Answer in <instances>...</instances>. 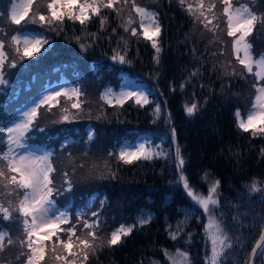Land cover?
Segmentation results:
<instances>
[{"label":"trees","instance_id":"obj_1","mask_svg":"<svg viewBox=\"0 0 264 264\" xmlns=\"http://www.w3.org/2000/svg\"><path fill=\"white\" fill-rule=\"evenodd\" d=\"M41 1L47 11L38 9L37 0L33 1L24 20L26 23L30 16L36 17L38 13L43 14L46 21L51 20L46 6L50 0ZM97 1L88 0L98 6ZM112 1L116 3L114 9H100L98 15L87 9L83 24L64 17L62 22L28 23L29 26L22 29V32L34 29L47 43L35 56L25 57V60L19 58L16 68L9 67L11 62L5 64V78L9 83L0 85L4 89L0 92V154L5 152L6 127L17 119L21 106L28 104L56 79L69 77L75 83L74 89L80 93L78 98L72 96V100H80L75 103L78 108L88 93H96L102 104L100 114L85 121L54 120L51 124L48 119L40 118L45 109L41 106L32 130L27 133L30 143L53 149L55 171L57 166L67 163V176L64 174L66 179L62 180L65 185L56 184L53 175L51 177L54 201L68 207L70 213V222L61 224L59 229L75 226L72 248L63 249L60 255L67 260L59 261L62 264H72L73 261L75 264H149L147 261L151 259H163L166 250H193L194 245L198 246L199 234L207 217L186 194L182 184L177 183L176 150L179 147L184 160L183 173L190 186L204 190L202 179L206 173L219 180L221 197L217 214L232 245L226 250L223 264H249L254 245L264 229V195L249 192L246 183L264 177V133L257 131L264 127V123L258 122L249 131H243L237 126L235 112L239 109L243 117L251 108L257 93L254 87L257 77L248 73L237 60L232 46L234 38L227 35L225 20L221 33L227 45L226 55L222 53L220 43L207 35L208 26L198 21L187 5H181L179 0H145V4L156 13L155 20L160 27V33L153 36L161 49L157 63L151 41L135 39L129 31L131 28L125 27L130 16L126 15L122 24L121 16L115 11L122 1L134 19L139 17L135 6L130 0ZM230 1L238 6L246 5L257 16L246 40L252 45L254 58L264 56V23L260 22L264 18V0H253L254 3ZM13 2L2 0L0 4L5 21H10L9 8ZM79 2L84 3V0ZM78 9L79 5H76L73 11L78 14ZM58 11L63 13L65 9ZM5 34L0 30V41ZM6 35L3 39L7 45L10 48V45L17 46L11 43L15 32ZM81 45H84L83 49ZM17 47L22 54L23 45ZM13 54L17 55L14 51ZM117 54L130 63L112 59ZM240 58H243L242 52ZM254 67L253 72L256 71ZM85 77L93 80L88 83L92 89L83 82ZM249 83L252 85L248 88L245 104L243 96ZM125 85L127 87H122ZM140 88L150 93V103L141 106L135 98L118 102L122 90ZM109 89L111 92L105 99L104 94ZM64 97L48 106L58 108L67 103ZM193 103L197 105V111L189 116L185 106ZM157 105L159 112L155 111ZM78 108L73 107L71 111ZM253 131L256 135L252 134ZM146 137L150 138L146 147L162 152L161 155H154L150 160L133 159L131 163L119 158L123 145L129 142L139 144ZM78 139L86 141L87 149L80 155L75 151L73 157L64 155ZM96 160L106 161L104 169L94 174L92 181L76 182L74 176L77 172L87 173L99 168ZM6 165L7 161L0 160V168L5 172V176L0 177V188H7L9 192L11 189L10 194H15L16 209L14 218L11 213V219H4L0 212V232L7 234V228L12 226L10 237H18L11 243L8 236L2 241L0 261L7 250L14 258L13 264H19L22 263L19 255L27 253L26 243H21L27 237L24 240L19 236L22 230L19 220L22 223L23 218L17 211V201L23 191L10 183V177L18 174L9 171ZM69 183L70 191L66 190ZM64 193H72V197L66 201ZM93 212L97 215L93 216ZM147 214L151 215L149 223L139 224L138 218H146ZM97 220L100 222L98 228L85 227V223L93 224ZM120 225L136 227L130 235L121 236L120 243L109 246L107 242L111 233ZM177 225H180L179 231ZM90 232L95 233V241L87 236ZM173 232L176 233L175 240L170 235ZM57 237L67 241V232L57 230L48 241L58 246ZM79 240H88L91 247L84 249ZM69 252L77 255H69ZM84 252L88 254L86 261ZM48 259L45 257L40 264ZM261 259L260 256L258 262Z\"/></svg>","mask_w":264,"mask_h":264},{"label":"snow or ice","instance_id":"obj_2","mask_svg":"<svg viewBox=\"0 0 264 264\" xmlns=\"http://www.w3.org/2000/svg\"><path fill=\"white\" fill-rule=\"evenodd\" d=\"M127 2V0H125ZM33 0H14L10 9L9 17L10 22L14 24H21V21L28 15V10L30 9ZM181 5L184 4V0H180ZM225 5L223 9L224 15L227 17V35L233 37L232 46L236 54V58L241 65L245 67L248 73H252L257 77L258 81H264V56L254 58L252 54V45L247 42L246 37L252 32L255 22L257 21V16L248 8L246 5H240L239 7L233 8L231 6L230 0H223ZM79 5L78 14L73 11L74 6ZM100 5L103 7L111 8L112 0H100ZM47 9L51 20L46 21L43 14H37L36 18L32 21L35 23L36 19L41 23L51 24L53 21L62 22L63 18L67 16L69 19L79 20L80 23H84L87 18V9H91L93 13L99 14L100 7L96 6L94 3H89L88 0H84V3H80L79 0H50L47 3ZM58 9H66L63 13L58 11ZM188 10L191 11V5L188 6ZM135 11L140 17V27L143 29V37L146 40L151 41L152 47L156 50V60L159 63V53L161 49L157 46V40L153 38L154 35L160 33L159 24L156 23L155 17L156 13L149 12L148 10L135 7ZM203 15V13H200ZM199 18V17H197ZM261 23H264V18L261 19ZM103 23V21H101ZM129 23H132L129 20ZM207 26V25H206ZM151 29V33H150ZM127 30V29H125ZM237 33L239 35L237 36ZM133 36L137 35L136 29H132ZM79 39V38H77ZM11 43L13 45H23V52L20 55V59L23 60L25 57H33L40 52L43 44L47 43V40L42 36L41 33L35 31H24L17 32V34L11 37ZM4 42L0 41V85L7 86L9 81L5 78V53L3 52ZM84 48V45H81ZM17 53H20L19 47L16 48ZM47 51V49H45ZM241 52L243 53V58H240ZM114 60H118L120 63H130L126 61L125 57L117 54L112 57ZM16 62L10 63V68H16ZM256 67V71L253 72V67ZM234 74V73H233ZM127 87V85L122 86ZM257 95L254 98L252 107L248 110L246 118L241 116L239 109L235 112L237 126L243 131H249L253 128L257 121L264 123V86H256ZM4 89L0 87V92ZM111 90H106L104 98L107 99L108 94ZM61 95L71 99L72 96L79 97L80 93L77 89L69 90L67 87H61L60 89H51L46 91L42 96L32 101L31 104L26 105L25 108L18 112L17 120L10 126L6 127V132L8 134L6 143L8 145H16L18 148H29L30 146L26 143H22V140L28 139L27 133L32 130L34 124V118L38 115V109L42 105H51L53 102H58L57 98ZM150 93L143 88L132 89L128 91H121L118 102L123 101V99L135 98V102L141 106L150 103L148 97ZM111 103V100L108 101ZM73 107H78L77 104H73ZM50 110V109H49ZM186 113L192 116L197 111V105L193 103L191 106H185ZM67 111L66 109L64 110ZM156 112L160 111L159 105H157ZM67 115L63 119L67 120ZM43 131V129H39ZM257 131L264 133V127L259 128ZM174 133V129H173ZM253 135H256V131H253ZM150 143V138H145L139 144H125L120 148L119 158L125 163H131L133 159H145L150 160L154 155L159 156L162 152H157L154 148L149 149L146 144ZM13 149L9 146L8 150L0 154V160L7 161L6 167L9 171L18 174L12 175L10 177V183L17 186L18 189L23 190V198L19 202L17 211L20 213L22 219V224L26 229V241H21L22 244L26 243L29 252L26 254V264H40L44 259V244L42 241H34L32 237L37 235L41 229H48L45 233L47 238H51L56 235L57 230L67 232V241L60 240L57 237V242L63 246L64 249H71L73 246L72 236L75 235V226L72 228L63 230L59 229V224L69 223V217L67 211H61L56 205V202L51 199L52 197V184L53 181L50 178V173L54 172L55 169L52 167L49 156L50 153H44L43 155H38L33 151L17 153L15 156L12 155ZM177 159V169L179 170V176L177 183L183 185L186 194L191 198V200L199 205L205 213H208V224L206 226V234L209 235L211 241L210 255L205 257L206 264H223V257L226 255V250L232 247L229 242L230 238L225 233L221 222L218 221L212 213L215 211V206L218 205L219 201L215 197L217 194V188L219 187V181H215L208 188V195L205 196L198 193L192 189L189 185L188 178L183 174L184 160L180 155L179 147L176 150ZM66 175V174H65ZM5 172L0 168V177H4ZM257 181H253L249 186V191L252 193L260 192L262 189L258 187ZM66 190H71V185L69 183V188ZM103 201H101V205ZM211 206V207H210ZM0 212L4 214V219H11V213L7 208L0 205ZM97 213L93 212V216ZM30 218V220H29ZM151 215L147 214L138 218V222L141 225L149 223ZM100 222L94 221L93 224L85 223L86 228H98ZM135 225H120L118 229L113 231L108 240V245H116L121 242V236H128L132 233ZM177 230H180V225H177ZM89 235L93 238V241L97 239L94 232H90ZM173 240L176 239V233H170ZM7 234L0 232V250L3 249L2 241L6 238ZM79 239V238H77ZM261 240H264V236H261ZM8 242L11 243V239L8 238ZM80 245L84 249L91 247L88 240H79ZM259 249L257 253L256 249ZM54 250V249H53ZM179 251V250H178ZM94 254V253H93ZM259 255L264 257V245L257 243L256 247L252 250V255ZM69 255L75 256L77 253L69 252ZM165 255L169 256L173 264H177L176 260L170 256L167 251ZM182 258L180 264H189V258L187 253H180ZM57 259L67 260L66 257L57 256ZM83 259L86 261L88 259L87 252L83 253ZM72 264H75L73 261Z\"/></svg>","mask_w":264,"mask_h":264},{"label":"rangeland","instance_id":"obj_3","mask_svg":"<svg viewBox=\"0 0 264 264\" xmlns=\"http://www.w3.org/2000/svg\"><path fill=\"white\" fill-rule=\"evenodd\" d=\"M33 1H35V0H33ZM234 1H236V0H234ZM238 1H239V3L242 2L241 0H238ZM249 1L253 2V0H249ZM1 2H2V0H0V4H1ZM37 2H38L37 3L38 9H40L41 11H47L44 8V2H42L41 0H37ZM40 2H42V3H40ZM97 2H98V6L100 7V9L107 8V7H103V6L100 5V0H98ZM104 2L107 3V0H104ZM121 2L122 1H120V3H118L119 5L117 6V10H115V11L118 12L119 16H121L122 24H124L126 19H127L126 15H129L130 16V20L132 21V23H130V24H129V22L125 23V27H127V28L130 27L131 29H129V31L131 33H132V29H136L137 35H135V36L132 35V36L136 37L135 39H137V40H142L144 37H143V29L140 27V17L133 19L130 10L129 11L125 10V7H124L123 3H121ZM145 2H146L145 0H130V4L133 5V7L134 6L135 7H141V8H144V9L148 10L149 12H153L151 7H149L147 4H145ZM246 2H248V1H246ZM256 3L260 5V2L256 1ZM115 4H116L115 1H112V7H114ZM184 4L187 5V6L191 5L190 13L194 14L196 18L199 17V18H197V20L198 21H200V20L203 21L208 26L209 30H208L207 35L211 36V39H213L215 41H218L220 43V44L219 43L218 44L221 45L222 53L224 55H226L227 54V50H226L227 48H225V46H227V45L225 44V41L223 40V36H222V33H221L222 30H223L222 25L224 23V20H225V22H227V18L224 17V13H223V9L225 7V5L223 4V1H221V0L220 1L219 0H217V1L216 0H184ZM231 6L233 8H236V7H239L240 5L238 6L237 3L231 2ZM2 8L3 7L1 6L0 7V30L6 32V34H8L10 31L15 32V34H17L16 31L22 33V29L23 28H27L29 26L28 23L29 24H34L32 21L36 18L35 16H30L28 18V20H27L28 21L27 23L24 21L25 18H26L25 17L24 20L21 21V24H19V25L11 23L10 21H5L3 19V11H1ZM112 9H114V8H112ZM65 11H66V9H65ZM201 12L203 13V15L200 14ZM65 17H67V16H65ZM35 23H39V20L36 19ZM16 28H18V29H16ZM30 30L34 31V29H32V28H30ZM6 34H5V36L1 37V41L4 42V46L7 45V43L3 39L4 37L7 36ZM10 46L12 48H10L9 46L6 47V48L5 47L3 48V52L5 53V64L7 62H13V61L16 62V61H18V59L20 58V55H21V53H17V51H16V47L18 45L17 46L10 45ZM13 51L16 52L17 55L13 54ZM25 59L26 58H24V60ZM254 70H257L256 67H254ZM81 78L83 79L82 76H81ZM89 81L93 82V80L88 79V77H85V79L83 81L84 83H86L88 89L91 88L89 86V84H88ZM251 85H250V83L246 84V86H247L246 88L247 89H246V92H245V94L243 96L245 104H246V100H247L246 96L249 93L248 88L251 87ZM255 85L256 86H264V81H256ZM62 86L63 87H67L69 90H72L75 87V83H74L73 79L71 80L69 77H66V78L62 77L61 80H57L56 79V81L51 83V86H49L45 90H42L41 93L37 97L33 98L28 104L22 105L21 109L19 111L23 110L26 105L31 104L33 100H35V99L39 98L40 96H42L46 91L51 90V89H57L58 90ZM256 95H257V93H256ZM62 96H64V95L59 96L57 99H60V97H62ZM64 101H66L67 103H63L58 108H53V107L51 108L48 105H42V106L45 107V109L42 111V114H40V118H43L44 120L48 119L47 121H49L51 124H53L54 120L58 121V122L66 121V122H72L73 123L74 121H85V119H87V118H92L93 116L95 117L96 115L100 114V112L102 111L101 110L102 104L99 103L96 93H91V94L88 93V96L85 98L84 102L81 103L82 106L79 107V108L76 107L78 109H76L74 111H71V109L73 108V106H72L73 103L75 104V103H77V101L80 102V100L79 99L75 100L76 101L75 102L74 99L72 100V97H71V99L64 97ZM54 103H56V102H53L52 104H54ZM252 105L250 107H252ZM40 108L38 109V115L40 113ZM65 109L67 110L66 112L64 111ZM246 114L243 115L244 118H246ZM38 115L36 117H38ZM65 115H67V117H68L67 120L63 119V117ZM36 117L34 118V121H35ZM16 120L17 119H15L12 123H10V125H12ZM258 122L259 121H257L256 124ZM68 127H70V126H68ZM72 128H74V127H72ZM79 128L81 129L80 126H78V129ZM7 136H8V134L6 132V136H5V140L6 141H7ZM21 142L22 143H26L30 147L29 148H18L14 144L13 145H8L6 143L5 152L8 150V147L10 146L13 149V152H12L13 156H15L17 153H23V152H28V151H33V152H35L38 155H43L44 153H50L49 160H50V163H51L52 167H54L53 166L54 162L52 160V155H51V153L53 152L52 148L46 147L45 145H38V144L36 145L33 142L30 143L28 139L22 140ZM128 144H138V143L129 142ZM86 145H87L86 141L78 139L77 142H75V145H72V147L70 149H68L64 153V155L66 154L68 156H72V154L75 151H78L77 154L80 155L81 151L87 149ZM102 156L104 157V155H102ZM91 158H92V156H91ZM97 163H98L97 166H99L100 169L98 167H96V169H94L93 171L89 170V171H87V173L84 172V171L77 172L76 175L74 176L75 181L76 182L79 181L81 184L87 182L88 180L92 181L93 178H94V174H96L98 171L102 170L101 168L104 169V167L106 166V161H99L98 160ZM66 169H67V163L65 164V166H63V165L62 166H57L55 173H53V172L50 173V178L53 175L54 180L56 181V184H61V185L64 184L65 185L66 183L64 181H62V180L66 179L67 175L66 176L64 175L68 171ZM70 171L72 173H75V171L73 169H70ZM90 176H92V177L88 178ZM185 176L187 177V175H185ZM17 179H19L18 175H17ZM202 180H203L204 185H205L204 186V190L195 189L192 186L191 187H192V189L194 191H196L198 193H201V194H203L205 196L208 195L209 186L212 183H214L215 181H219L214 176H212L211 174H208V173H206L204 175ZM254 180L259 182L258 183V187H260L262 189V191L256 192V194L264 195V177L263 178L260 177V179H251L249 182L246 183V188L249 191V186L252 184V182ZM10 192L12 194L11 189H10ZM10 192L7 190V188H5V189L0 188V204L3 205L5 208H7L9 210V212L12 213L13 218H14L15 209H16V204H15L16 197L14 196L15 194H13V196H12L10 194ZM217 194L218 195L215 198L218 199V201L220 203V197H221V195H220L221 194L220 184H219V187L217 188ZM64 196H65L66 201H67V199H70L72 197V193H67V194L64 193ZM22 198H23V196L20 199H18V201H17L18 204H19V202H20V200ZM51 199L54 200L53 194H52ZM219 203H218V205L215 206V211L212 213V215L218 221H220V217H218V214H217L218 208H219ZM56 205L60 208L61 211H67L68 217H70V213L68 211V207L58 205V203H56ZM205 216L207 218H206L205 224L202 227V229L200 231V234H199L200 235V237H199L200 243H198V246L194 245V249L193 250H195V252H193V250H183V249H177V250H172V249L170 250L169 249V250H166L167 253L176 260L177 264H180V261L182 259L180 257V253H187L188 254L189 264H206L205 257L207 255H210L211 241H210L209 235H207L206 231H205L206 226L208 224V213H205ZM29 220H30V218H29ZM19 225L22 226V230H21L19 236L22 239L25 240V238H26V229L24 228V226L20 222V220H19ZM60 225L61 224H59V227H60ZM221 226H222V224H221ZM7 229H8V231H6L7 234H8L7 236H8V238L11 239V241L13 240V238H15V237L17 238L18 237V236L10 237V233L13 232L12 226H9ZM223 229H224V227H223ZM47 231H48V229H41L37 235H34L32 237V239L34 241H42L43 244H44V258L45 257H49L50 258L44 264H62L63 262H60V261H62V259H57V258L54 259L52 256L53 255L54 256H60L61 252L63 251L64 248L61 245L53 246L51 244V242L48 241V238L45 235V233ZM224 231H225V229H224ZM14 235H16L15 234V230H14ZM87 236L90 237L89 234ZM6 239L7 238H5L4 240H6ZM229 242L231 243V238H230ZM190 244H192V241L190 242ZM200 248H201L202 251L200 250ZM28 252H29V249L27 248V253ZM5 253L6 254L1 256L2 261H0V264H13L14 263L13 262V259H14L13 256H11L10 252L7 251V250L5 251ZM27 253L25 252V256H24V253L21 255V257L19 255L18 258H20L21 262H22V263H19V264H26V254ZM23 256H24V258H22ZM261 258L262 259L257 264H264V257H261ZM147 262L149 264H173L172 260L169 259L168 255H165L163 257V259H156V260L151 259V260H149Z\"/></svg>","mask_w":264,"mask_h":264},{"label":"water","instance_id":"obj_4","mask_svg":"<svg viewBox=\"0 0 264 264\" xmlns=\"http://www.w3.org/2000/svg\"><path fill=\"white\" fill-rule=\"evenodd\" d=\"M261 236H264V229H263V232H262ZM257 243H260L261 245H263L264 244V240H261V237H260L259 240L254 245V248L256 247ZM256 250H257V253H259V249L257 248ZM259 257L260 256L258 254L256 256H253L252 253H251L249 264H256L258 262V260H259Z\"/></svg>","mask_w":264,"mask_h":264}]
</instances>
